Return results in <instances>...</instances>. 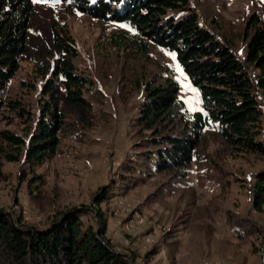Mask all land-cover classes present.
I'll list each match as a JSON object with an SVG mask.
<instances>
[{
	"label": "rangeland",
	"instance_id": "obj_1",
	"mask_svg": "<svg viewBox=\"0 0 264 264\" xmlns=\"http://www.w3.org/2000/svg\"><path fill=\"white\" fill-rule=\"evenodd\" d=\"M33 3L27 50L2 93L0 130L20 132L26 119L38 113L40 102L50 100L40 91L62 59H70L74 72L91 81L83 91L88 105L67 102L65 83L56 79L53 103L66 120L57 152L35 170L44 182L31 187L29 171L22 180L21 164L5 162L0 209L41 227L68 206L95 208L103 213L112 246L145 264H264V204L255 209L251 196L254 175L264 170L263 155L230 147L207 129L188 167L123 177L125 164L137 151L133 122L147 80L171 69L187 116L201 109L199 92L175 54L155 45L145 54L112 46V32H133L125 23L93 18L60 0ZM191 5L243 60L247 21L257 14L264 22V0H192ZM56 34L71 38L70 53L58 48ZM260 98L264 109V96ZM11 100L25 109L23 117L6 105ZM103 186H109V198L96 205L92 197ZM94 214L82 218L95 224ZM137 217L142 223L135 222ZM125 224H131L129 232Z\"/></svg>",
	"mask_w": 264,
	"mask_h": 264
},
{
	"label": "trees",
	"instance_id": "obj_2",
	"mask_svg": "<svg viewBox=\"0 0 264 264\" xmlns=\"http://www.w3.org/2000/svg\"><path fill=\"white\" fill-rule=\"evenodd\" d=\"M60 1L69 9L125 23L132 29V33L112 32V46L135 48L145 54L150 45H155L173 52L199 92L201 109L189 117L171 69L143 84V101L133 122L139 138L137 151L135 159L125 164L124 178L129 172L159 174L188 167L207 129L230 147L264 156V139L260 137L264 116L260 102L264 96V22L257 14L247 21L242 60L226 38L204 24L192 0ZM33 9V0H0V110L5 105L2 93L27 50V28ZM68 39L71 38L59 34L55 37L58 48L66 53L72 47ZM58 78L65 83L67 102L88 105L83 91L91 81L74 72L70 59H62L40 91L50 100L40 102L38 113L26 119L20 132L0 130V181L5 162H17L22 166V180L26 171L31 175L28 187L44 182L42 174L35 170L57 152L66 124L64 113L53 103ZM6 105L19 117L26 113L15 100ZM109 195V186H103L92 201L99 205ZM251 196L253 207L260 210L264 204V170L254 175ZM92 213L95 224L82 218ZM105 232L103 213L85 205L56 211L41 227L0 209V264H132L136 256L116 250Z\"/></svg>",
	"mask_w": 264,
	"mask_h": 264
},
{
	"label": "built area",
	"instance_id": "obj_3",
	"mask_svg": "<svg viewBox=\"0 0 264 264\" xmlns=\"http://www.w3.org/2000/svg\"><path fill=\"white\" fill-rule=\"evenodd\" d=\"M24 214H25V216L23 218L25 220H27V218H28L27 217V212H24ZM142 221H143V219L141 217H137L136 220H135V222L138 223V224L142 223ZM124 226H125L124 230H126V232H129L131 230V224H125ZM146 241H147V243H150V242H152V239L147 238ZM125 243H127V240H125ZM132 264H145V263L135 260V261H132ZM195 264H211V263L202 261V262H197Z\"/></svg>",
	"mask_w": 264,
	"mask_h": 264
},
{
	"label": "snow or ice",
	"instance_id": "obj_4",
	"mask_svg": "<svg viewBox=\"0 0 264 264\" xmlns=\"http://www.w3.org/2000/svg\"><path fill=\"white\" fill-rule=\"evenodd\" d=\"M34 2H40V0H34ZM45 2H46V0H45Z\"/></svg>",
	"mask_w": 264,
	"mask_h": 264
},
{
	"label": "crops",
	"instance_id": "obj_5",
	"mask_svg": "<svg viewBox=\"0 0 264 264\" xmlns=\"http://www.w3.org/2000/svg\"><path fill=\"white\" fill-rule=\"evenodd\" d=\"M136 261H137V259H136Z\"/></svg>",
	"mask_w": 264,
	"mask_h": 264
}]
</instances>
